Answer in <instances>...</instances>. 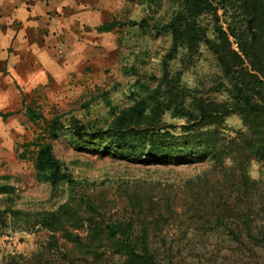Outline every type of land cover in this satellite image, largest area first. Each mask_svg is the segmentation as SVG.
I'll return each instance as SVG.
<instances>
[{"label":"trees","instance_id":"obj_1","mask_svg":"<svg viewBox=\"0 0 264 264\" xmlns=\"http://www.w3.org/2000/svg\"><path fill=\"white\" fill-rule=\"evenodd\" d=\"M142 1L150 9L167 2L172 12L166 20L148 16L127 24L111 17L97 32L111 33L129 25L145 34L151 29L158 36L168 34L171 46L162 59L161 77L155 85L140 80L132 84L127 92L131 105L125 108L114 106L105 93L109 124L89 132L73 119L72 133L83 150L136 164L208 162L209 174H216V187L209 190L210 180L201 176L192 180L182 215L173 202L130 189L125 192L124 214L110 217L105 204L84 190L55 155L53 145L37 140L24 145L37 148L36 179L50 185L53 196L64 190L65 199L52 210L14 208L12 177L0 176V196L10 203L0 210L1 225L50 233L46 244L30 256L10 255L0 264H174L173 259L162 260L151 242L154 232L163 233L173 225L182 229L190 224L187 231L202 234L221 232L240 243L243 232L255 239L256 215L264 211V172L262 179L253 180L249 168L253 161L264 165V0ZM202 49L214 56L219 72L208 92L220 100L184 80ZM176 62L183 68L174 70ZM27 115L31 122L44 121L52 137L65 129L59 116L46 121L33 108ZM233 115L240 118L243 129L226 136L225 124ZM165 117L183 124H168ZM161 242L166 246L167 237L162 236Z\"/></svg>","mask_w":264,"mask_h":264},{"label":"rangeland","instance_id":"obj_2","mask_svg":"<svg viewBox=\"0 0 264 264\" xmlns=\"http://www.w3.org/2000/svg\"><path fill=\"white\" fill-rule=\"evenodd\" d=\"M107 3L108 13L126 24L139 22L148 16L166 20L172 12V5L167 2L154 9L142 0H108ZM102 41L107 46L98 57L99 61L87 62L97 68L88 66L82 74L76 71L67 82L60 81L55 100H49L45 94L41 100L39 109L44 119L50 121L59 116L65 129L57 137H52L45 131L44 121L21 124L20 136L11 141L9 152H0V176H11L10 184L16 187L12 205L30 211L52 210L65 199L64 190H60L62 195L53 196L51 186L36 179L34 161L37 148H25L24 145L40 140L53 145L55 155L83 183V189H87L99 203L105 204L108 216L117 218L124 214L125 192L130 189L149 194L160 202L167 199L182 215L185 193L192 180L201 176L204 181L210 180L207 184L209 190L216 187V174H209L210 163L147 166L83 150L77 145V138L72 133V120L85 125L89 132L98 127L105 128L112 118L103 100L104 94H109L114 106H130L127 96L130 86L137 80L155 85L162 74V59L171 46L168 34L158 36L152 29L145 34L138 27L129 25L115 29ZM201 52L200 59L184 74V80L206 96L220 100L221 96L208 92L219 72L214 56L205 49ZM173 68L180 70L183 65L176 62ZM164 120L175 126L183 124L181 120L174 121L168 117ZM225 126L223 132L226 136H233L243 129L237 115L228 118ZM263 172L264 165L256 161L251 163L249 174L253 180L262 179ZM7 204H10L9 200L0 196V210ZM257 210L260 211L259 204ZM256 220L253 228L255 239L248 238L243 232V243L221 232H189L187 230L192 225L188 224L182 229L173 225L163 233L154 232L152 248L162 260L173 259L174 264H264V211L256 215ZM49 236L50 233L44 230L29 233L21 231L13 223L7 228L0 223V263L10 255L30 256L46 244ZM162 236L167 237L166 246L161 242Z\"/></svg>","mask_w":264,"mask_h":264},{"label":"crops","instance_id":"obj_3","mask_svg":"<svg viewBox=\"0 0 264 264\" xmlns=\"http://www.w3.org/2000/svg\"><path fill=\"white\" fill-rule=\"evenodd\" d=\"M107 1L0 0V152H9L21 124L42 122L27 110L42 114L44 94L53 101L60 81L98 67L87 62L99 61L112 33L97 32L113 17Z\"/></svg>","mask_w":264,"mask_h":264}]
</instances>
